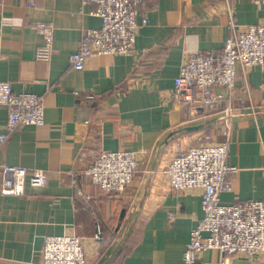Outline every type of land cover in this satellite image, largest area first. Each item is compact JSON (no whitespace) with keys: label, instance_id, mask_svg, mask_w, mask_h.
I'll list each match as a JSON object with an SVG mask.
<instances>
[{"label":"crops","instance_id":"obj_1","mask_svg":"<svg viewBox=\"0 0 264 264\" xmlns=\"http://www.w3.org/2000/svg\"><path fill=\"white\" fill-rule=\"evenodd\" d=\"M240 25L264 21V0H228ZM95 3L80 0H0V78L14 92L42 96L44 124H20L0 145L2 164L27 168L23 193L0 191V264H37L47 235L82 238L85 260L115 264L126 243L131 250L119 264H183L190 230L203 217L201 189L171 187L164 172L183 145L224 138V115L231 122L227 177L222 203L264 202V70L237 76L217 109L171 98L173 78L192 51H222L229 34L225 0H146V22L130 54H92L82 69L69 55L86 29L99 27ZM37 21L53 24V53L36 57L44 39ZM7 110L0 106V132H7ZM135 151L136 172L120 192L103 190L81 172L102 150ZM47 173L45 185L31 178ZM75 171V175L68 171ZM2 175L0 169V184ZM171 215V216H170ZM101 231V239L95 238ZM102 232L111 237L100 250ZM196 264H264L202 252Z\"/></svg>","mask_w":264,"mask_h":264},{"label":"built area","instance_id":"obj_2","mask_svg":"<svg viewBox=\"0 0 264 264\" xmlns=\"http://www.w3.org/2000/svg\"><path fill=\"white\" fill-rule=\"evenodd\" d=\"M34 5L35 0H28ZM82 5L95 3L94 12L100 16L99 27L86 29L81 41L70 55L73 68L82 69L88 56L96 54H130L136 35L145 17L139 16L146 0H80ZM227 27L229 34L221 52L213 54L199 49L190 52L180 64L173 78L171 98L184 104L217 109L225 101L221 90H232L238 75L246 77L248 69L258 66L264 70V21L240 25L236 22L228 0ZM44 44L36 50V57L49 60L53 53V24L37 21ZM0 106L7 110V132H0V145L8 132L20 124H44L42 96L34 92H14L8 80L0 78ZM224 115V138L214 143L182 145L177 141L176 154L165 168L171 187L183 190L201 189L203 217L190 230L182 255L183 264H196L200 254L217 249L224 255L243 256L251 261L264 253V202L248 199L232 204L221 202L220 195L231 187L227 175L237 167L227 162L228 134L231 122ZM2 193H23L27 168L2 164ZM136 172L135 151L102 149L81 172L97 187L120 193L132 181ZM69 174H77L68 171ZM31 178L39 185L47 182L43 169H33ZM171 216V215H170ZM101 239V231L95 233ZM82 238L75 234L47 235L37 264H84Z\"/></svg>","mask_w":264,"mask_h":264},{"label":"trees","instance_id":"obj_3","mask_svg":"<svg viewBox=\"0 0 264 264\" xmlns=\"http://www.w3.org/2000/svg\"><path fill=\"white\" fill-rule=\"evenodd\" d=\"M102 240H101V245H100V249H98L97 254L100 253V250L105 248L109 242L111 237L109 235H107L106 233L102 232ZM131 245H133V243H126L125 246L121 249V251L118 253L116 259L114 260L115 264H119L121 262V260L123 259V257H125L127 254H129L130 250H131ZM84 264H91L90 261L85 260Z\"/></svg>","mask_w":264,"mask_h":264},{"label":"rangeland","instance_id":"obj_4","mask_svg":"<svg viewBox=\"0 0 264 264\" xmlns=\"http://www.w3.org/2000/svg\"><path fill=\"white\" fill-rule=\"evenodd\" d=\"M182 143V145H183V142H181ZM176 148H177V145H176ZM168 178V177H167ZM169 181V180H168Z\"/></svg>","mask_w":264,"mask_h":264}]
</instances>
